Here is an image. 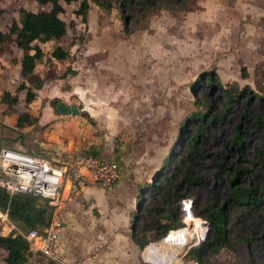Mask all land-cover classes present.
I'll list each match as a JSON object with an SVG mask.
<instances>
[{"label": "rangeland", "instance_id": "rangeland-1", "mask_svg": "<svg viewBox=\"0 0 264 264\" xmlns=\"http://www.w3.org/2000/svg\"><path fill=\"white\" fill-rule=\"evenodd\" d=\"M20 6L48 8L34 0H0V29H6L18 16ZM77 6L76 1L64 2V12L54 18L65 23L67 32L60 40L41 44L42 58L37 61L36 72L44 78V84L29 100L24 99L22 92L13 113H3L1 109L4 93L13 90L20 80L16 61L21 52L16 49L2 55L11 57V63L7 62L11 71L7 74L8 67L0 59V147L63 159L95 152L101 158L115 160L120 167L119 179L111 187L90 185L84 193L102 211H111L115 221L121 220L127 197L131 218L139 209L144 215L141 223L151 222L172 183L161 178L163 188L156 189V174L160 168L165 169L164 161L172 146L178 151L175 157L186 152V139L194 131V123L188 122L189 133H184L183 139L179 132L181 122L195 108L196 97L220 108L228 100L223 86L235 80L239 88L248 85L254 92L250 109L264 113V80L256 81L262 70H257V65L264 63V0H190L181 9L158 10L141 20L128 35L123 32L115 6L107 12L90 0L87 23L75 13ZM125 11L131 26L137 5L125 7ZM58 43L68 52L64 60L50 55ZM68 67L77 69V74L62 77ZM209 73L216 75L223 86L215 77L210 83L206 81ZM56 97L76 103L79 113L64 114L68 116L63 118L55 109ZM84 109L92 118L81 114ZM242 110L239 98L225 120L207 127L213 138L199 142L204 147L202 152L184 164L191 175L200 174L202 179L189 183L181 175L176 178L179 191L189 192L185 197H173L170 207L199 241L186 246L171 264H200L190 249L211 233L202 206L211 201L225 202L230 183L227 172L237 166L248 167L239 173L243 184L249 183L253 179L251 171L255 172L253 182L259 184L261 202L255 210L226 204L231 217L227 225L230 238L243 236L245 240L237 242L235 251L223 247L205 255V264H242L248 260L249 251L264 264V168L258 157L259 150H264V128L250 111L240 115ZM22 112H27L28 118L19 126L15 119ZM239 119L250 128L246 134L248 149L241 155L226 146L234 133V121ZM55 127L63 131L60 139L46 134ZM61 141L64 149L58 152L53 145ZM76 195L67 202L68 207L75 205ZM79 203L87 206L90 202L84 197ZM79 218L85 220L82 214ZM44 256L33 251L28 264H40ZM144 257L145 254L142 264H149ZM97 263L96 258L90 257L82 262Z\"/></svg>", "mask_w": 264, "mask_h": 264}, {"label": "trees", "instance_id": "trees-1", "mask_svg": "<svg viewBox=\"0 0 264 264\" xmlns=\"http://www.w3.org/2000/svg\"><path fill=\"white\" fill-rule=\"evenodd\" d=\"M41 6H48V8L28 9L27 7H18V16L14 17L6 29H0V54L10 53L14 50H19L22 54L18 73L20 80L16 84L13 91H6L3 95V100L6 103L3 108V113H13L16 111V104L23 96L25 100L35 97L38 90L44 84V78L36 72L37 61L42 58V45L52 39H61L67 32V27L63 21H55V17L64 12V2H78L75 13L81 16V21L87 23L88 10L90 7V0H34ZM98 7L104 11L109 12L112 7L118 8L120 19L122 20V29L125 34L132 32L136 25L151 14L156 13L160 9L176 10L183 8L190 0H92ZM133 4L137 5L138 11L132 16V25H128L129 14L125 11V7H131ZM3 11L0 8V13ZM74 37V36H73ZM75 38L70 42H74ZM63 45L58 43L50 52V55L58 58H63L68 55V52L63 49ZM60 54V55H59ZM64 54V55H63ZM67 54V55H66ZM66 55V56H65ZM60 56V57H59ZM257 70L262 69L257 75L256 81L264 80V63L257 65ZM244 70V69H243ZM76 69L68 67L62 73L65 77L68 73L76 74ZM245 74L244 71H242ZM257 74V73H256ZM215 77L216 82L221 85L219 78L216 75L209 73L206 76V81L209 83ZM197 79H200L198 77ZM223 86V85H221ZM223 90L227 95V102L220 108H215L211 103H207L200 97L194 100L195 108L187 114L186 118L181 122L179 137L188 134V122L194 123L195 129L190 133L186 139V152L179 157H175L178 152L175 145L172 146L169 155L164 161L165 169L160 168L156 174V189L163 188L161 185V178L167 179L169 182L167 196L162 199V205L158 208V214L155 215L151 222L143 220V216L136 210L131 221L130 235L132 240L136 242L140 248L151 240H159L165 231H176L179 229L189 228L177 216L175 210L170 207V202L173 197H185L189 191H179L176 183V178L181 175L183 179L192 182H199L202 179L200 174L191 175L190 170L184 166L189 159H194L195 155L202 152L204 148L199 142L202 139L213 138L212 133L208 132L207 127L214 125L216 121L225 120L228 114L235 109L239 98L243 104L244 110L239 112L243 115L244 112L250 111L254 114L258 125L264 128V113L253 111L249 107L251 94L254 93L251 88L246 85L239 88L235 80L229 81L223 86ZM262 96V95H260ZM58 97L54 99L56 109L57 103L60 101ZM57 110V109H56ZM58 111V110H57ZM81 114L91 117L87 111H81ZM28 118L27 112H22L18 115L16 124L24 125V119ZM92 118V117H91ZM250 128L244 125L241 121H234V133L227 140L226 146L234 149L239 155L243 154L248 149V140L246 134L249 133ZM200 137H202L200 139ZM32 153V152H30ZM83 153V152H82ZM88 154L97 155L95 152H87ZM179 154V153H178ZM264 150H259V162L264 168ZM243 170H248V167L237 166L231 172H227L229 180V188L224 203H217L211 201L202 206L204 218L207 220L209 229L211 231L209 237L200 243L198 246L190 249L193 257L200 264H205L210 253H217L221 248L228 247L231 250H236V244L239 241L245 240V237H238L237 239L230 238L228 230V222L231 217L226 209V204L240 205L243 209L255 210L261 202L258 195L259 184L254 183L255 172L251 171V181L243 184L239 181V173ZM250 171V170H249ZM177 172L178 176H176ZM197 199V198H196ZM0 207L8 208V215L10 219L15 222L20 228L28 230L36 228L42 231L49 225L52 217V206L48 202V198L34 195L28 192H17L10 195L5 189L0 187ZM166 211V213H163ZM185 226V227H184ZM179 228V229H178ZM175 229V230H174ZM202 233L205 228L201 227ZM172 230V231H171ZM168 231V232H169ZM169 232V233H170ZM165 235L160 239L162 240ZM159 240V241H160ZM152 243V242H151ZM29 242L26 238L19 234L9 233L3 235L0 233V255L3 262L0 264H28V250ZM40 264H61L49 257H41ZM242 264H262L258 258L253 255L251 251L248 252V260Z\"/></svg>", "mask_w": 264, "mask_h": 264}, {"label": "built area", "instance_id": "built-area-1", "mask_svg": "<svg viewBox=\"0 0 264 264\" xmlns=\"http://www.w3.org/2000/svg\"><path fill=\"white\" fill-rule=\"evenodd\" d=\"M119 173L120 167L115 160L94 154L77 153L54 160L52 157L17 148L0 147V187L10 195L28 192L46 197L52 206L51 220L42 231L20 228L10 219L8 208L0 207V233L19 234L28 240L33 251H39L46 257L65 264L56 248L61 227V220L57 216L59 208L90 184L111 187L119 179ZM146 260L149 264H156Z\"/></svg>", "mask_w": 264, "mask_h": 264}, {"label": "crops", "instance_id": "crops-1", "mask_svg": "<svg viewBox=\"0 0 264 264\" xmlns=\"http://www.w3.org/2000/svg\"><path fill=\"white\" fill-rule=\"evenodd\" d=\"M2 55L3 54H0V59L4 60L3 62L6 63V66H10L7 62L11 63V57L3 58ZM21 56L22 54L19 55L16 61L17 70ZM6 69V71H8L7 74H9L11 68L8 67ZM1 79L0 75V82H2ZM15 86L16 84L14 88ZM6 90L8 89L6 88ZM13 90L9 89V91ZM3 103L4 105L1 110H3L6 105L5 102ZM84 110L87 111V109ZM87 112L89 113V111ZM61 116L67 118L66 116L68 115L62 114ZM57 122L56 120L55 123L57 124ZM62 132L63 131H59V129L55 127L52 131H47L46 134L56 136V138L60 139V137H62L60 133ZM57 144L58 142L53 145L56 149H58ZM88 186L82 189L80 195H76L77 200L74 206L68 207L67 202L72 201L73 199L71 198L58 210L57 216L61 220V227L59 238L56 241V248L65 264H82L83 260L87 257L96 258L97 264H142L143 248L141 249L140 246L132 240L130 235L132 218L131 212L128 209V198H124L126 203H123L126 209L121 208L124 211L121 220L115 221V216L112 215L111 211H102L92 197L84 193ZM84 197L90 202L87 206L79 203ZM114 204L117 205L121 203L115 202ZM132 204L133 200L130 206H132ZM93 208H96V211L93 210ZM77 212H80L78 217L75 215ZM81 214L82 218L84 216L86 221L79 218ZM84 240L85 243L83 244ZM86 247L90 249L87 250V252H82Z\"/></svg>", "mask_w": 264, "mask_h": 264}, {"label": "bare ground", "instance_id": "bare-ground-1", "mask_svg": "<svg viewBox=\"0 0 264 264\" xmlns=\"http://www.w3.org/2000/svg\"><path fill=\"white\" fill-rule=\"evenodd\" d=\"M169 232L159 242H152L145 247L146 259L156 264H171L177 261V254L184 250L186 246L191 243L196 245L199 241L196 234L189 228Z\"/></svg>", "mask_w": 264, "mask_h": 264}, {"label": "water", "instance_id": "water-1", "mask_svg": "<svg viewBox=\"0 0 264 264\" xmlns=\"http://www.w3.org/2000/svg\"><path fill=\"white\" fill-rule=\"evenodd\" d=\"M56 109L58 110V112L60 114H70V115L78 114L79 111H80V109H79V107H78V105L76 103H74V102L67 103V102L62 101V100H60L57 103ZM61 142H58V144H57V148H58L57 150H58V152H59V149H61V151H62V149H64L63 142L62 143ZM52 158L54 160H57V158L55 156H53ZM166 232L167 231H165V233ZM27 254H28V257L30 255H32L33 254L32 249H29Z\"/></svg>", "mask_w": 264, "mask_h": 264}]
</instances>
